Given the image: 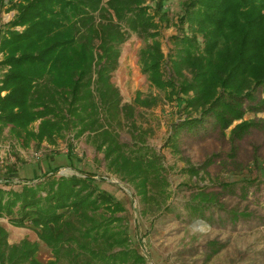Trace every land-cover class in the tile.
Wrapping results in <instances>:
<instances>
[{
	"label": "trees",
	"instance_id": "obj_1",
	"mask_svg": "<svg viewBox=\"0 0 264 264\" xmlns=\"http://www.w3.org/2000/svg\"><path fill=\"white\" fill-rule=\"evenodd\" d=\"M167 1L0 0V10L8 4L15 11L0 26V134L8 128L20 143L38 149L70 135L66 155L78 172L56 176L50 173L60 166L47 165L18 188L9 187L13 167L0 175V218L33 225L53 254L48 262L36 260L37 243H9L0 224V264L146 263L117 215L125 206L98 186L96 174L72 162L73 140L85 135L107 170L131 183L145 204L157 202L156 191L167 183L160 156L144 143L135 119L136 106H155L158 98L136 92L132 102H123L112 81L130 33L144 42L141 72L186 113L172 124L168 140L207 118L225 131L243 119L244 103L255 100L257 89L264 94V0H182L165 54L160 27L171 23ZM123 122L130 144L116 130ZM256 126L241 120L230 129L231 140ZM197 195L202 203L208 199L202 191ZM192 208L199 213L202 206Z\"/></svg>",
	"mask_w": 264,
	"mask_h": 264
},
{
	"label": "rangeland",
	"instance_id": "obj_2",
	"mask_svg": "<svg viewBox=\"0 0 264 264\" xmlns=\"http://www.w3.org/2000/svg\"><path fill=\"white\" fill-rule=\"evenodd\" d=\"M166 6L171 23L160 27L165 54L172 47L169 36L177 32L173 22L183 9L182 0H168ZM7 7L5 4L0 10V26L15 13ZM143 46L135 33L129 34L121 46L112 81L123 102H132L136 92L142 97L158 98L155 106L135 107L139 132L144 143L160 156L167 181L162 191H156L157 202L145 204L131 183L109 172L103 154L85 135L73 140L72 162L96 174L98 186L125 206L126 210L117 215L124 217L122 224L128 228L130 246L148 255L145 264H264V94L257 89L255 100L244 103L246 112L241 120L254 121L257 126L242 139L232 141L229 134L241 120L222 131L207 118L203 125L182 128L168 140L172 124L184 119L186 113L180 109L181 103L167 101L141 72L138 52ZM163 69L167 74L166 64ZM1 71L0 67V75ZM36 125L37 122L33 127ZM116 130L121 142L133 141L125 122ZM69 139L67 135L55 144L43 142L38 149L33 142L29 146L20 143L5 128L0 134V175L13 167L15 171L9 175L14 179L9 187L18 188L16 184L21 179L35 178L47 165L60 166L62 174L50 173L56 176L78 173L69 166L66 155ZM190 167L198 172H192ZM227 183L230 185L226 187ZM201 191L208 197L203 203L197 195ZM195 204L202 206L201 212L193 210ZM0 224L8 232L9 243L26 238L38 245L36 260L45 263L53 259L50 247L38 238L33 225L15 226L7 218H0Z\"/></svg>",
	"mask_w": 264,
	"mask_h": 264
},
{
	"label": "water",
	"instance_id": "obj_3",
	"mask_svg": "<svg viewBox=\"0 0 264 264\" xmlns=\"http://www.w3.org/2000/svg\"><path fill=\"white\" fill-rule=\"evenodd\" d=\"M55 174H62V171L60 170V169H57L55 172H54ZM54 173H52V174H54ZM96 177V176H95ZM104 179H109L110 177L109 176H104L103 177ZM142 254L148 259L149 257H148V255L144 252V250H142Z\"/></svg>",
	"mask_w": 264,
	"mask_h": 264
}]
</instances>
